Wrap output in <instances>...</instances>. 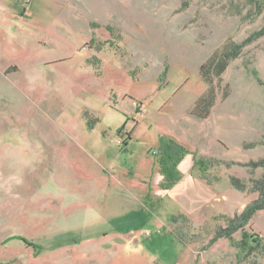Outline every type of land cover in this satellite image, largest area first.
<instances>
[{"label": "rangeland", "instance_id": "obj_1", "mask_svg": "<svg viewBox=\"0 0 264 264\" xmlns=\"http://www.w3.org/2000/svg\"><path fill=\"white\" fill-rule=\"evenodd\" d=\"M172 140L190 153L164 189ZM261 159L264 0H0V264H264V209L228 225Z\"/></svg>", "mask_w": 264, "mask_h": 264}, {"label": "trees", "instance_id": "obj_2", "mask_svg": "<svg viewBox=\"0 0 264 264\" xmlns=\"http://www.w3.org/2000/svg\"><path fill=\"white\" fill-rule=\"evenodd\" d=\"M90 26L94 28L96 24L91 22ZM108 30L111 31L109 28ZM103 44L104 42H99L97 49H101V46ZM244 44H245V41L241 43H231L228 46L226 45L222 51L214 52L204 63L200 65L199 72H200L202 79L206 81L207 83L211 84V79H212L211 77L220 76V74L227 67L229 60H231L232 58H235L239 54ZM94 65H98L97 59H95ZM211 94H212V91L210 88L208 89L205 95H202L197 99L193 112H192L193 114L198 115V116H206V114L208 113V108L212 104ZM200 108L201 110H203L202 113L200 111ZM170 142L171 143L166 146L162 154L156 159L159 170L164 175V182L162 183V187L164 189L170 188L171 185L175 183L174 169L177 166V164L184 158V156L190 153V151L185 146L180 144L179 142L173 141V140ZM192 161H193V166L198 167L199 171L202 174V177H204L208 182H211L210 179L205 176V172L208 170L211 163L207 162L206 160L202 158H196L195 155L192 156ZM246 165L250 167L264 166V159H261L258 162H250V163H247ZM230 183L234 188L238 190L245 189L244 183L241 182V180L237 177L231 176ZM254 187H255V190L259 192L258 198L254 199L249 204H247L240 213L229 218L228 225H230V227L233 228L236 226L238 227L244 226L245 224L248 223L250 218L257 211L264 209V176L259 180H254ZM217 237H221V235L217 234ZM227 237L229 239H232L230 234L227 235ZM243 239L244 238H241L239 242H232L233 245L237 247L238 249V251L236 252L237 258L239 257L241 253H246L247 251L251 252V250L253 249L252 246L245 247L248 244L246 241H243ZM250 241L254 242L256 240L251 239Z\"/></svg>", "mask_w": 264, "mask_h": 264}, {"label": "built area", "instance_id": "obj_3", "mask_svg": "<svg viewBox=\"0 0 264 264\" xmlns=\"http://www.w3.org/2000/svg\"><path fill=\"white\" fill-rule=\"evenodd\" d=\"M148 233V232H147Z\"/></svg>", "mask_w": 264, "mask_h": 264}]
</instances>
